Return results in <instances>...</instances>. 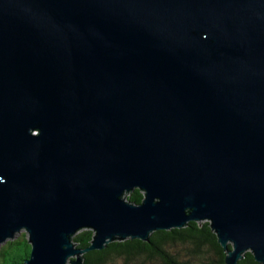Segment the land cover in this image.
Segmentation results:
<instances>
[{"label": "water", "instance_id": "1", "mask_svg": "<svg viewBox=\"0 0 264 264\" xmlns=\"http://www.w3.org/2000/svg\"><path fill=\"white\" fill-rule=\"evenodd\" d=\"M189 221L264 264V0H0V246L83 264Z\"/></svg>", "mask_w": 264, "mask_h": 264}, {"label": "trees", "instance_id": "2", "mask_svg": "<svg viewBox=\"0 0 264 264\" xmlns=\"http://www.w3.org/2000/svg\"><path fill=\"white\" fill-rule=\"evenodd\" d=\"M124 199L138 204L143 192L135 188L124 193ZM92 230H79L72 240L78 247H86L92 238ZM181 246L187 250L186 259L177 257L178 252L169 251V247ZM30 244L25 233L7 240L0 246V264H22L29 256ZM225 252L218 243L215 233L207 221H189L181 228L156 230L149 241L139 239L114 240L103 249L91 250L84 254L83 264H225ZM237 264H259L247 251Z\"/></svg>", "mask_w": 264, "mask_h": 264}, {"label": "rangeland", "instance_id": "3", "mask_svg": "<svg viewBox=\"0 0 264 264\" xmlns=\"http://www.w3.org/2000/svg\"><path fill=\"white\" fill-rule=\"evenodd\" d=\"M21 233H26L24 230L23 231H20L18 234H16V237L17 236H19ZM27 237V236H26ZM169 251L170 252H173V253H176V252H178V255H177V257H179L180 259H186V256H185V254H186V252H187V250L186 249H184V248H181V246H177V247H169ZM117 264H123L122 263V261L121 260H118L117 261ZM147 264H158L157 262H155V261H153L152 263H147Z\"/></svg>", "mask_w": 264, "mask_h": 264}]
</instances>
